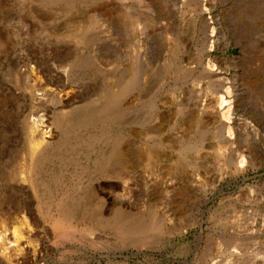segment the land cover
<instances>
[{
    "label": "rangeland",
    "instance_id": "obj_1",
    "mask_svg": "<svg viewBox=\"0 0 264 264\" xmlns=\"http://www.w3.org/2000/svg\"><path fill=\"white\" fill-rule=\"evenodd\" d=\"M0 264H264V0H0Z\"/></svg>",
    "mask_w": 264,
    "mask_h": 264
},
{
    "label": "bare ground",
    "instance_id": "obj_2",
    "mask_svg": "<svg viewBox=\"0 0 264 264\" xmlns=\"http://www.w3.org/2000/svg\"><path fill=\"white\" fill-rule=\"evenodd\" d=\"M42 123H43V120H42ZM45 127V126H44ZM49 127V126H48ZM46 133H48L47 135H46ZM45 135L46 136H48V137H50L51 135H52V133L50 132V130H47V128H41V130H40V133H39V137L38 138H40V140H41V142H45L46 140H45ZM25 180V179H24ZM17 182H18V180H17Z\"/></svg>",
    "mask_w": 264,
    "mask_h": 264
}]
</instances>
